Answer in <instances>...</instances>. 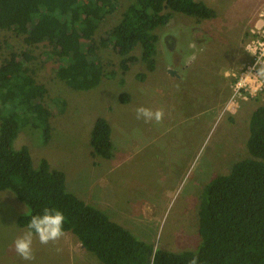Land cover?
<instances>
[{"label":"rangeland","instance_id":"374dc122","mask_svg":"<svg viewBox=\"0 0 264 264\" xmlns=\"http://www.w3.org/2000/svg\"><path fill=\"white\" fill-rule=\"evenodd\" d=\"M196 1L212 8L216 17L197 20L175 13L168 26L156 31L159 43L152 72L146 71L140 48L132 52L137 62L123 72L122 57L110 47H99L104 69L117 76L102 79L89 91L73 90L61 81L58 58L48 40L28 46L23 35L0 28V65L11 52L23 54L26 74L45 86L44 103L51 111L45 141L30 124H20L13 148L27 147L34 165L46 159L65 174L69 192L139 240L172 252L198 249L202 191L249 156V118L264 105L260 93L237 99L232 113L226 109L234 76L250 62L248 46L251 50L256 45V33L260 36L264 29V0ZM118 2L116 12L98 27V45L132 0ZM55 98L65 100L63 114L53 103ZM140 106L163 109V119L138 120L135 110ZM97 117L111 127L110 160L91 155L89 138ZM26 212L11 192H0V264H79L77 258L83 254L90 264H102L91 253H83L68 232L59 239L61 244L57 240L42 245L34 236L35 259L23 260L13 242L25 230L16 225V218Z\"/></svg>","mask_w":264,"mask_h":264},{"label":"trees","instance_id":"16d2710c","mask_svg":"<svg viewBox=\"0 0 264 264\" xmlns=\"http://www.w3.org/2000/svg\"><path fill=\"white\" fill-rule=\"evenodd\" d=\"M118 6V0H0V28L23 35L28 46L48 40L58 58L61 81L73 90L89 91L102 79L117 76L116 71L104 69L99 47H110L122 57L123 72L137 62L132 52L140 48L146 71L152 72L159 43L156 31L168 26L175 13L197 20L216 17L201 1L132 0L98 45L99 25ZM23 58L11 52L0 65V192H11L27 207L16 218L19 228L26 230L31 215L55 207L66 217L64 233L73 234L102 264H149L153 254L155 264H188L194 254L199 264H264V105L256 107L249 118V156L202 191L198 249L158 248L154 253L150 244L69 192L65 174L46 159L34 165L27 147L13 148L21 125L30 124L43 134L44 141L51 131V111L44 103L47 90L26 74ZM139 78L143 80L145 74ZM123 82L120 78L119 83ZM53 103L63 114L65 100L55 98ZM111 134L108 121L97 117L89 138L92 157L113 158Z\"/></svg>","mask_w":264,"mask_h":264},{"label":"clouds","instance_id":"9594fccd","mask_svg":"<svg viewBox=\"0 0 264 264\" xmlns=\"http://www.w3.org/2000/svg\"><path fill=\"white\" fill-rule=\"evenodd\" d=\"M195 59V57H191ZM136 118L143 119L145 122L156 121L160 122L163 119V109L153 111L150 108L143 106L136 108ZM66 222L64 213L55 208L45 207L40 214H33L28 221L27 228L16 237L13 242L15 252L25 261L35 259L33 251L34 236L42 245H47L49 242L59 240L63 235V226ZM158 250V246L154 248ZM149 264H155V254L149 257ZM188 264H199L198 255L194 254Z\"/></svg>","mask_w":264,"mask_h":264},{"label":"built area","instance_id":"2783aa9c","mask_svg":"<svg viewBox=\"0 0 264 264\" xmlns=\"http://www.w3.org/2000/svg\"><path fill=\"white\" fill-rule=\"evenodd\" d=\"M256 35L258 38L256 45L251 50L248 46L249 53H251L248 66L234 76L235 82L231 85V97L226 107L227 111H232L230 107L237 102V99L246 100L247 97L264 93V29L260 36L258 33ZM253 44L254 42L251 43Z\"/></svg>","mask_w":264,"mask_h":264},{"label":"crops","instance_id":"0c3cea01","mask_svg":"<svg viewBox=\"0 0 264 264\" xmlns=\"http://www.w3.org/2000/svg\"><path fill=\"white\" fill-rule=\"evenodd\" d=\"M66 188H67V184H66ZM73 192V191H72ZM58 244H61V242H60V240H58ZM65 247V246H64ZM81 248H82V246H81ZM83 249V253H85L84 251V248H82ZM84 256H80V258L78 259L77 258V262L79 263V264H90V263H92L91 262V260L88 258V256H86V254H83ZM94 261H96L95 259H94ZM96 262H94V264H95Z\"/></svg>","mask_w":264,"mask_h":264}]
</instances>
